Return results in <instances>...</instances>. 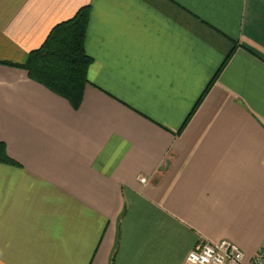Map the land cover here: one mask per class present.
Instances as JSON below:
<instances>
[{"label":"crops","instance_id":"0c3cea01","mask_svg":"<svg viewBox=\"0 0 264 264\" xmlns=\"http://www.w3.org/2000/svg\"><path fill=\"white\" fill-rule=\"evenodd\" d=\"M81 8L77 110L0 64V264H184L221 240L248 264L264 245V0H0V62Z\"/></svg>","mask_w":264,"mask_h":264},{"label":"trees","instance_id":"16d2710c","mask_svg":"<svg viewBox=\"0 0 264 264\" xmlns=\"http://www.w3.org/2000/svg\"><path fill=\"white\" fill-rule=\"evenodd\" d=\"M88 8H81L71 19L56 25L40 48L31 51L21 65L0 62L24 70L28 78L77 110L88 85L90 58L84 50ZM0 163L13 164L0 143Z\"/></svg>","mask_w":264,"mask_h":264},{"label":"built area","instance_id":"2783aa9c","mask_svg":"<svg viewBox=\"0 0 264 264\" xmlns=\"http://www.w3.org/2000/svg\"><path fill=\"white\" fill-rule=\"evenodd\" d=\"M139 182L145 183L143 179ZM184 264H244V255L227 240L215 244L201 242L188 252ZM248 264H264V245Z\"/></svg>","mask_w":264,"mask_h":264}]
</instances>
